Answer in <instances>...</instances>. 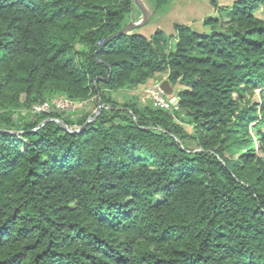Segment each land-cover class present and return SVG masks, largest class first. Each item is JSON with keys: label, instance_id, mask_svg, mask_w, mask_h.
I'll return each mask as SVG.
<instances>
[{"label": "trees", "instance_id": "trees-1", "mask_svg": "<svg viewBox=\"0 0 264 264\" xmlns=\"http://www.w3.org/2000/svg\"><path fill=\"white\" fill-rule=\"evenodd\" d=\"M211 5L103 46L132 0H0V264H264V0ZM55 97L101 110L14 119Z\"/></svg>", "mask_w": 264, "mask_h": 264}, {"label": "rangeland", "instance_id": "rangeland-1", "mask_svg": "<svg viewBox=\"0 0 264 264\" xmlns=\"http://www.w3.org/2000/svg\"><path fill=\"white\" fill-rule=\"evenodd\" d=\"M141 1L151 13V19L144 27L135 31V33L148 36L156 29L162 30L167 35L171 34L175 24L186 25L196 31H204L205 29L202 26V20L205 17L214 16L216 13L215 8L211 5V2H214L217 6H228L235 0H170L169 6L161 11V13L157 14H153L151 10L150 0ZM130 21L135 23H139L141 21L140 12L134 5ZM149 88H151V82L147 83L144 87L114 93L113 98L115 101L121 103L128 98L137 97L138 102L141 105H152L150 95L146 91ZM52 100H54V98ZM253 100H258V92L255 93ZM170 108L171 107H169V109ZM96 111L97 108L94 110V105L90 101L85 103H75L70 109L64 110L63 113L71 115L72 118H75L82 112L95 113ZM32 115H35L32 111H23L22 113L17 112L14 115V119L20 117H32ZM185 129L190 132L189 127H185ZM257 155L260 157L264 156L259 152Z\"/></svg>", "mask_w": 264, "mask_h": 264}, {"label": "water", "instance_id": "water-1", "mask_svg": "<svg viewBox=\"0 0 264 264\" xmlns=\"http://www.w3.org/2000/svg\"><path fill=\"white\" fill-rule=\"evenodd\" d=\"M133 5L139 10L140 15H141V21L139 23H135V22H129L127 23V25L121 29L119 32H117L116 34L112 35L111 37H109L105 43L103 44L106 45L107 42H109L110 40H112L113 38L120 36V35H127L130 34L132 32L137 31L138 29L144 27L151 19V13L149 12V10L145 7V5L142 3L141 0H132ZM159 89L161 90V92L163 93V95L165 96V98H167L171 105L176 106L178 103V98L176 97L173 89L170 87L168 81L164 80L159 84ZM101 110V104L99 103V106L97 107V111L95 112V115L92 119H89L85 125L81 128V129H85L87 124L90 123L92 120H94L99 112ZM55 123H57L61 128H63L64 130H67L68 132H78L81 129H77L75 131L68 129L61 121L59 120H53Z\"/></svg>", "mask_w": 264, "mask_h": 264}, {"label": "built area", "instance_id": "built-area-1", "mask_svg": "<svg viewBox=\"0 0 264 264\" xmlns=\"http://www.w3.org/2000/svg\"><path fill=\"white\" fill-rule=\"evenodd\" d=\"M150 95L152 106L154 108L170 110L171 105L170 101L165 98L161 90L159 89V84L154 85L153 87L146 90ZM75 102L69 101L64 97H55L54 100L46 101L34 105L31 109L32 113H49V112H63L64 110L70 109Z\"/></svg>", "mask_w": 264, "mask_h": 264}, {"label": "crops", "instance_id": "crops-1", "mask_svg": "<svg viewBox=\"0 0 264 264\" xmlns=\"http://www.w3.org/2000/svg\"><path fill=\"white\" fill-rule=\"evenodd\" d=\"M172 33H173V32H172ZM172 33H171V34H172ZM151 34H152V33H151ZM151 34H149L148 36H147V35H144V36L149 37ZM142 35H143V34H142ZM173 91H174V90H173ZM174 93H175V92H174ZM175 95H176V94H175Z\"/></svg>", "mask_w": 264, "mask_h": 264}]
</instances>
